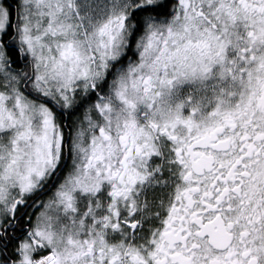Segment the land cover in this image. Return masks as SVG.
<instances>
[{
  "label": "snow or ice",
  "instance_id": "1",
  "mask_svg": "<svg viewBox=\"0 0 264 264\" xmlns=\"http://www.w3.org/2000/svg\"><path fill=\"white\" fill-rule=\"evenodd\" d=\"M0 264H264V0H0Z\"/></svg>",
  "mask_w": 264,
  "mask_h": 264
}]
</instances>
